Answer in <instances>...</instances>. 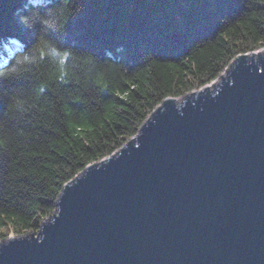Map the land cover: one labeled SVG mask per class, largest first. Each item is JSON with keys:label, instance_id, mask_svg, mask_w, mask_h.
Segmentation results:
<instances>
[{"label": "trees", "instance_id": "obj_1", "mask_svg": "<svg viewBox=\"0 0 264 264\" xmlns=\"http://www.w3.org/2000/svg\"><path fill=\"white\" fill-rule=\"evenodd\" d=\"M261 47L264 0H0V240L36 233L164 97Z\"/></svg>", "mask_w": 264, "mask_h": 264}, {"label": "water", "instance_id": "obj_2", "mask_svg": "<svg viewBox=\"0 0 264 264\" xmlns=\"http://www.w3.org/2000/svg\"><path fill=\"white\" fill-rule=\"evenodd\" d=\"M218 76L66 181L0 264H264V47Z\"/></svg>", "mask_w": 264, "mask_h": 264}, {"label": "rangeland", "instance_id": "obj_3", "mask_svg": "<svg viewBox=\"0 0 264 264\" xmlns=\"http://www.w3.org/2000/svg\"><path fill=\"white\" fill-rule=\"evenodd\" d=\"M9 49H12V48H9ZM222 74H224V72L222 73ZM214 80V81H213ZM213 80H211V81H213V82H208V83H206L207 85L206 86H208V89L209 90H211V91H213L214 89H215V84H217V81L219 82L220 81V76H218L217 78H215V79H213ZM203 86V85H202ZM201 87V86H200ZM189 93V91H187L185 94H183V95H181V96H178V98H179V102L184 98V95H189L188 94ZM190 96H192V94H190ZM28 233V232H27ZM24 234V233H23ZM13 235H18V234H14V233H9L7 236H13Z\"/></svg>", "mask_w": 264, "mask_h": 264}, {"label": "bare ground", "instance_id": "obj_4", "mask_svg": "<svg viewBox=\"0 0 264 264\" xmlns=\"http://www.w3.org/2000/svg\"><path fill=\"white\" fill-rule=\"evenodd\" d=\"M179 101V98H177L176 100H175V102H178Z\"/></svg>", "mask_w": 264, "mask_h": 264}]
</instances>
